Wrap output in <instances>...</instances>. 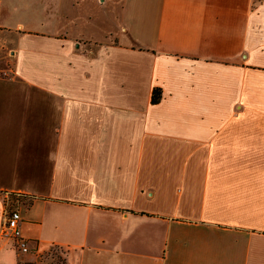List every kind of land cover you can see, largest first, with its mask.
Masks as SVG:
<instances>
[{
  "label": "crops",
  "instance_id": "crops-1",
  "mask_svg": "<svg viewBox=\"0 0 264 264\" xmlns=\"http://www.w3.org/2000/svg\"><path fill=\"white\" fill-rule=\"evenodd\" d=\"M50 255L264 264V0H0V264Z\"/></svg>",
  "mask_w": 264,
  "mask_h": 264
},
{
  "label": "built area",
  "instance_id": "built-area-1",
  "mask_svg": "<svg viewBox=\"0 0 264 264\" xmlns=\"http://www.w3.org/2000/svg\"><path fill=\"white\" fill-rule=\"evenodd\" d=\"M1 236L4 240L12 242L14 247L21 253L26 254L31 251L27 240L22 236L21 214L9 205L6 206L4 212Z\"/></svg>",
  "mask_w": 264,
  "mask_h": 264
},
{
  "label": "rangeland",
  "instance_id": "rangeland-1",
  "mask_svg": "<svg viewBox=\"0 0 264 264\" xmlns=\"http://www.w3.org/2000/svg\"><path fill=\"white\" fill-rule=\"evenodd\" d=\"M33 3V2H32ZM31 3V5H32ZM29 5V4H28ZM46 259H53L52 262L48 263V261ZM44 259V262H46V264H65V258L63 256H48V258ZM46 260V261H45Z\"/></svg>",
  "mask_w": 264,
  "mask_h": 264
},
{
  "label": "trees",
  "instance_id": "trees-1",
  "mask_svg": "<svg viewBox=\"0 0 264 264\" xmlns=\"http://www.w3.org/2000/svg\"><path fill=\"white\" fill-rule=\"evenodd\" d=\"M160 98H161V92L160 90H156L155 93L153 94V103H157L160 101Z\"/></svg>",
  "mask_w": 264,
  "mask_h": 264
}]
</instances>
